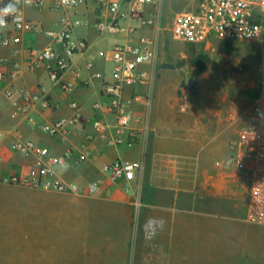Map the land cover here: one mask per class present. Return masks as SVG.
I'll list each match as a JSON object with an SVG mask.
<instances>
[{
	"label": "crops",
	"instance_id": "0c3cea01",
	"mask_svg": "<svg viewBox=\"0 0 264 264\" xmlns=\"http://www.w3.org/2000/svg\"><path fill=\"white\" fill-rule=\"evenodd\" d=\"M45 1L42 8L25 9L26 18L43 31L20 33L18 45L0 48V264H10L11 243L21 254H66L65 262L74 254H92L95 260L109 256L119 264L127 256L130 264L143 258L148 264H264V227L246 220L245 172L229 161L230 144L248 121L260 75L243 79L240 90L230 94L187 92L184 44L164 42L160 32L137 20L120 22L133 27L132 33L99 32L108 10L96 0L59 10L48 7L52 0ZM112 1L127 7L130 0ZM152 12L147 6L145 15ZM61 18L82 22L73 36L89 48L71 58L61 77L51 79L54 61L34 63L49 46L63 59L62 44L46 34L58 29ZM140 37L155 41V58L139 67L147 74L144 84L124 87L120 99H133L132 120L118 129L115 98L103 90L114 81L111 50ZM65 82L72 88L63 89ZM26 94L38 95L50 107L36 102L28 112L18 111L14 103L22 104ZM75 112L81 118L64 140L40 129ZM132 130L138 134L134 140ZM18 139L32 140L58 160L50 180L82 188L95 182L97 193H58L7 182L37 173L33 155L11 150ZM115 161L138 165L132 181L103 172Z\"/></svg>",
	"mask_w": 264,
	"mask_h": 264
},
{
	"label": "built area",
	"instance_id": "2783aa9c",
	"mask_svg": "<svg viewBox=\"0 0 264 264\" xmlns=\"http://www.w3.org/2000/svg\"><path fill=\"white\" fill-rule=\"evenodd\" d=\"M85 0H52L48 7L52 10L63 8H76ZM108 10V22L97 25L99 32L117 34L127 31L134 32V28L121 26V21L137 20L140 26L147 27L154 32H160L163 21L165 0H130L127 7H122L112 0H96ZM184 3L186 9L175 13L170 35L173 40L185 43H194L202 34L214 35L221 39L237 42L264 43V0H171ZM46 6L45 0H31L26 4L21 2L19 11L21 21L13 22L8 17L6 27L0 29V48L16 46L20 43V33L42 32L40 24L28 20L25 9H39ZM151 6L153 12L145 15L146 7ZM78 19L61 18L58 29L46 32L54 41L62 44V55H58L49 46L42 50L34 64L39 62L54 61V67L49 68V77L57 79L66 72L73 56L85 53L89 46L83 39L73 36L74 30L81 26ZM112 62L114 65V81L104 84L106 94L115 98L113 102L116 115L117 128H127L131 124L129 106L133 99L122 101L120 99L125 86L144 84L148 78L145 72H140L139 67L150 63L155 58V41L147 37H140L136 41H129L112 48ZM1 76V74H0ZM95 78L101 75L96 73ZM62 88H72L70 82L62 84ZM10 93V92H7ZM117 98V99H116ZM22 104L14 103L16 109L22 113L29 111L36 102L50 107L45 100H40L36 94H26ZM71 107L76 108L71 103ZM81 116L78 112L68 119H59L54 123L42 124V132L64 140L70 133V128L75 126ZM130 139L134 140L138 134L132 130ZM123 141L122 138L118 139ZM11 150L21 156L33 155L36 159L37 173L26 179L11 177L7 182L54 190L58 193H74L76 195H94L99 189L97 183H90L85 188L75 184H67L58 179L50 180L48 177L53 172V166L58 160L49 154L46 148L39 147L32 140L18 139L11 144ZM67 156V154H65ZM229 161L234 168L245 172L247 185V211L246 220L257 226L264 227V64L259 78L258 94L254 99L247 123L237 132L229 147ZM103 172L113 178H122L132 181L138 165L132 162L115 161L103 166ZM152 224L149 226L148 235L152 234Z\"/></svg>",
	"mask_w": 264,
	"mask_h": 264
},
{
	"label": "rangeland",
	"instance_id": "374dc122",
	"mask_svg": "<svg viewBox=\"0 0 264 264\" xmlns=\"http://www.w3.org/2000/svg\"><path fill=\"white\" fill-rule=\"evenodd\" d=\"M184 9H186L185 5L180 2L165 0L160 33L166 43L185 45L182 64L186 65L188 71L186 77L198 81L196 87L193 88L195 91L226 90L230 94L240 90L239 84L243 79L248 78L247 80L250 82L261 74V68L264 64V43L237 42L208 34L199 37L194 43L173 40L170 35L173 17L175 13ZM183 85L188 92L187 80L183 82ZM10 246V254H8L10 264H19V260L23 257L46 258L49 259L47 264H119L109 259V256L106 260H102L101 257L99 260H95L92 254H74V260L65 262L66 254H53L52 252L51 254H21L17 248V243H11ZM126 250V254H129V246ZM149 263L152 264V261ZM123 264H130L128 256ZM135 264L148 263L143 258Z\"/></svg>",
	"mask_w": 264,
	"mask_h": 264
},
{
	"label": "clouds",
	"instance_id": "9594fccd",
	"mask_svg": "<svg viewBox=\"0 0 264 264\" xmlns=\"http://www.w3.org/2000/svg\"><path fill=\"white\" fill-rule=\"evenodd\" d=\"M22 0H9L7 4L0 7V29L6 27L8 23V17H12L13 22L19 23L21 21V14L19 11V5ZM24 3L28 4L31 0H23Z\"/></svg>",
	"mask_w": 264,
	"mask_h": 264
},
{
	"label": "water",
	"instance_id": "95a60500",
	"mask_svg": "<svg viewBox=\"0 0 264 264\" xmlns=\"http://www.w3.org/2000/svg\"><path fill=\"white\" fill-rule=\"evenodd\" d=\"M197 84V81L196 80H193V79H190L188 81V88L190 90V92H193V86Z\"/></svg>",
	"mask_w": 264,
	"mask_h": 264
},
{
	"label": "trees",
	"instance_id": "16d2710c",
	"mask_svg": "<svg viewBox=\"0 0 264 264\" xmlns=\"http://www.w3.org/2000/svg\"><path fill=\"white\" fill-rule=\"evenodd\" d=\"M9 1L7 0H0V7H3L5 4H7Z\"/></svg>",
	"mask_w": 264,
	"mask_h": 264
}]
</instances>
